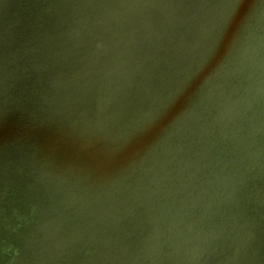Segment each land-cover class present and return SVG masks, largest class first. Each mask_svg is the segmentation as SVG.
Returning <instances> with one entry per match:
<instances>
[{
	"label": "water",
	"instance_id": "1",
	"mask_svg": "<svg viewBox=\"0 0 264 264\" xmlns=\"http://www.w3.org/2000/svg\"><path fill=\"white\" fill-rule=\"evenodd\" d=\"M0 264H264V0H0Z\"/></svg>",
	"mask_w": 264,
	"mask_h": 264
}]
</instances>
